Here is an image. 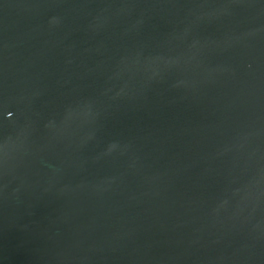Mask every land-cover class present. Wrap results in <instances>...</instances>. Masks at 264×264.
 Here are the masks:
<instances>
[{
	"label": "water",
	"instance_id": "95a60500",
	"mask_svg": "<svg viewBox=\"0 0 264 264\" xmlns=\"http://www.w3.org/2000/svg\"><path fill=\"white\" fill-rule=\"evenodd\" d=\"M0 264H264V0H0Z\"/></svg>",
	"mask_w": 264,
	"mask_h": 264
}]
</instances>
